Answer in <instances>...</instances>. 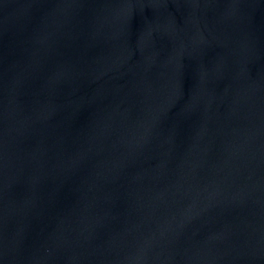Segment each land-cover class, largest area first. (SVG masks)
Masks as SVG:
<instances>
[{
	"label": "water",
	"instance_id": "water-1",
	"mask_svg": "<svg viewBox=\"0 0 264 264\" xmlns=\"http://www.w3.org/2000/svg\"><path fill=\"white\" fill-rule=\"evenodd\" d=\"M0 264H264V0H0Z\"/></svg>",
	"mask_w": 264,
	"mask_h": 264
}]
</instances>
